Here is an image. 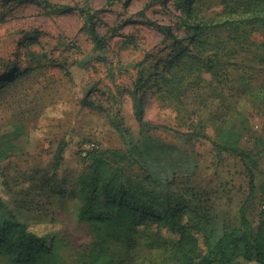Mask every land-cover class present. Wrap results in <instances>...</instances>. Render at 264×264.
I'll list each match as a JSON object with an SVG mask.
<instances>
[{
  "label": "rangeland",
  "instance_id": "rangeland-1",
  "mask_svg": "<svg viewBox=\"0 0 264 264\" xmlns=\"http://www.w3.org/2000/svg\"><path fill=\"white\" fill-rule=\"evenodd\" d=\"M149 1L0 0V135L16 123L26 128L21 148L0 157L10 186L4 195L22 220L63 221L74 245L90 240L86 224L67 209L68 197L87 170L79 152L86 140L100 148H124L130 135L144 141L156 153L153 162L161 161L162 172L176 169L168 174L164 189L184 194L207 216L205 224L214 234L223 224L237 225L242 206L254 225L262 209L257 193L246 200L249 177L242 164L228 155L218 161L206 138L194 144L197 166L188 176L191 170L183 166L190 145L178 131L204 124L214 138L217 125L227 126L243 132V145L258 149L254 137L264 138V102L251 89L264 78V49L252 45L230 51L213 69L202 72L199 84L182 97L141 89L149 124L140 132L131 95L137 64L143 62L146 71H152L155 63L166 62L175 46L148 19L169 25L178 36L184 34V27L177 25L178 0H157L145 7ZM193 5L211 20L224 17L221 0H195ZM82 7L95 12L97 30L106 39L100 51L93 49ZM242 26L250 30L256 25ZM253 28L250 40L262 42L264 30ZM213 31L218 38L232 33L226 27ZM81 58L87 59L78 66ZM15 74L19 79L5 82ZM85 93L87 103H82ZM62 144L65 158L55 168V153ZM142 159L125 163L135 180H143L147 172ZM258 170L256 183L264 171V153ZM0 264L6 262L0 259Z\"/></svg>",
  "mask_w": 264,
  "mask_h": 264
},
{
  "label": "trees",
  "instance_id": "trees-1",
  "mask_svg": "<svg viewBox=\"0 0 264 264\" xmlns=\"http://www.w3.org/2000/svg\"><path fill=\"white\" fill-rule=\"evenodd\" d=\"M156 1L150 0L145 7ZM194 1L178 0L177 3L180 7L177 25L184 27L183 36L176 35L167 24L147 18L171 37L175 46L166 62L155 63L152 71L147 72L143 62L137 64L131 95L140 132L149 124L144 118L141 89L156 88L158 92L182 97L190 87L199 84L202 72L213 69L230 51H236L237 47L246 50L252 45L264 49V39L260 43L250 40L253 27L264 30V0H221L222 20L202 16ZM80 10L85 16L93 49L100 51L106 39L97 30L95 12L84 7ZM138 13L146 17L143 10ZM249 22L256 26L247 30L242 25ZM218 27H226L232 33L218 38L213 31ZM86 59L76 61L78 66ZM14 78L19 79L15 74L3 81L12 84ZM251 91L256 99L264 102V78ZM81 102L87 103L86 93ZM203 125H196L187 132L178 131L190 145V150H185L188 162L183 170H191L187 173L190 176L196 168L192 150L201 138L211 141L218 161L224 155L237 158L249 177L246 200L257 193L262 205L255 225L242 206L239 223L223 224L221 231L214 234L205 224L207 216L184 194L164 189L173 168L162 172L161 161L153 162L156 153L144 141L130 135L124 148H100L95 144L83 154L84 144L94 142L86 140L79 152L87 162V170L79 176L77 189L68 197L67 209L77 222L86 224L90 240L72 244L64 222L58 219H20L4 195L8 194L10 186L0 168V259L6 264H264V171L260 172L261 180L255 181L259 158L264 153V138L254 137L259 147L254 150L242 144L240 130L217 125L216 136L210 138ZM25 129L23 123H16L0 135V157L7 150L21 148L19 143ZM141 157L147 172L143 180H135L126 171L125 163L141 161ZM64 158L62 144L55 153L54 167ZM175 172L176 169L172 171Z\"/></svg>",
  "mask_w": 264,
  "mask_h": 264
},
{
  "label": "built area",
  "instance_id": "built-area-1",
  "mask_svg": "<svg viewBox=\"0 0 264 264\" xmlns=\"http://www.w3.org/2000/svg\"><path fill=\"white\" fill-rule=\"evenodd\" d=\"M95 146V142H88V143H86V144H84V152H83V154H85L86 153V150H88V149H90V148H92V147H94Z\"/></svg>",
  "mask_w": 264,
  "mask_h": 264
}]
</instances>
